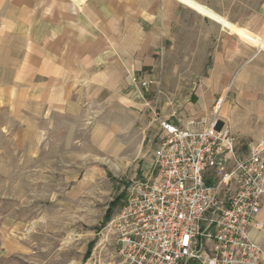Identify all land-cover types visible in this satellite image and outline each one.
I'll return each instance as SVG.
<instances>
[{
	"label": "crops",
	"instance_id": "0c3cea01",
	"mask_svg": "<svg viewBox=\"0 0 264 264\" xmlns=\"http://www.w3.org/2000/svg\"><path fill=\"white\" fill-rule=\"evenodd\" d=\"M217 1L0 0V120L15 125L10 135L0 121V135L43 138L54 118L101 122L127 137L137 125L146 132L153 115L132 78L148 77L159 50L185 36V59H201L204 70L211 58L212 66L200 75L188 62L184 79L171 68L161 115L200 130L225 99L222 120L238 138L236 152L248 155L264 141V0ZM232 10L247 14L221 13ZM183 86L196 95L185 105ZM258 222L252 236L264 244V202Z\"/></svg>",
	"mask_w": 264,
	"mask_h": 264
},
{
	"label": "rangeland",
	"instance_id": "374dc122",
	"mask_svg": "<svg viewBox=\"0 0 264 264\" xmlns=\"http://www.w3.org/2000/svg\"><path fill=\"white\" fill-rule=\"evenodd\" d=\"M217 2L210 0L207 5L217 6ZM221 13L237 19L247 14L242 10ZM215 43L211 38L208 51H214ZM185 51V36L172 46L165 44L156 69L148 77L132 78H161L160 95L154 87L143 90L151 112L156 102L160 113L169 102L171 68H178L183 79L188 62L190 67L197 63L200 75L211 68V58L203 70L202 60L185 59ZM179 93L184 105L186 99L192 102L196 97L189 87L183 86ZM0 121L13 135L15 125L6 116ZM146 124V132L137 130V125L127 137L105 131L101 122L54 118L43 138L0 135V264L117 262V247L105 229L125 206L130 183L142 178L153 162L159 125L154 118Z\"/></svg>",
	"mask_w": 264,
	"mask_h": 264
},
{
	"label": "built area",
	"instance_id": "2783aa9c",
	"mask_svg": "<svg viewBox=\"0 0 264 264\" xmlns=\"http://www.w3.org/2000/svg\"><path fill=\"white\" fill-rule=\"evenodd\" d=\"M132 85L160 95L162 80ZM216 101L200 130L180 128L152 107L160 130L152 169L133 180L126 204L106 226L114 264H264L252 232L264 202V141L243 156Z\"/></svg>",
	"mask_w": 264,
	"mask_h": 264
},
{
	"label": "trees",
	"instance_id": "16d2710c",
	"mask_svg": "<svg viewBox=\"0 0 264 264\" xmlns=\"http://www.w3.org/2000/svg\"><path fill=\"white\" fill-rule=\"evenodd\" d=\"M110 217H111V214H108V215L106 216V221H109V220H110ZM94 246H95V241L92 242V243L90 244L89 248H88V252H87L86 257H85L87 260L91 257L92 252H93V249H94Z\"/></svg>",
	"mask_w": 264,
	"mask_h": 264
}]
</instances>
